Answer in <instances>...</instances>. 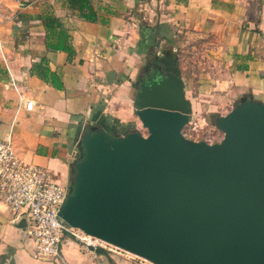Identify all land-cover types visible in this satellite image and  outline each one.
I'll use <instances>...</instances> for the list:
<instances>
[{
	"label": "crops",
	"instance_id": "crops-1",
	"mask_svg": "<svg viewBox=\"0 0 264 264\" xmlns=\"http://www.w3.org/2000/svg\"><path fill=\"white\" fill-rule=\"evenodd\" d=\"M89 1L95 21L68 0H0V138L9 134L16 154L46 168L52 181L71 184L76 140L87 129H140L132 77L145 74L153 55L176 56L192 109L224 115L244 99L264 102V0ZM44 13L70 35L72 56L47 48ZM180 38L207 41L202 71L210 79L183 72V48L195 45ZM43 66L50 78L39 74ZM12 217L0 204V264H136L70 242L51 261L34 258Z\"/></svg>",
	"mask_w": 264,
	"mask_h": 264
},
{
	"label": "water",
	"instance_id": "water-1",
	"mask_svg": "<svg viewBox=\"0 0 264 264\" xmlns=\"http://www.w3.org/2000/svg\"><path fill=\"white\" fill-rule=\"evenodd\" d=\"M147 69L133 98L146 134L85 131L59 216L154 264H264V102L219 115L220 141L190 140L176 56Z\"/></svg>",
	"mask_w": 264,
	"mask_h": 264
},
{
	"label": "built area",
	"instance_id": "built-area-1",
	"mask_svg": "<svg viewBox=\"0 0 264 264\" xmlns=\"http://www.w3.org/2000/svg\"><path fill=\"white\" fill-rule=\"evenodd\" d=\"M20 100L25 110H32V99L21 95ZM68 191L69 186L52 181L46 168L19 157L9 134L0 138V204L11 212L13 222L24 220L22 229L34 258L58 257L63 244L70 242L86 250L92 246L111 257L154 264L66 223L58 212Z\"/></svg>",
	"mask_w": 264,
	"mask_h": 264
},
{
	"label": "rangeland",
	"instance_id": "rangeland-1",
	"mask_svg": "<svg viewBox=\"0 0 264 264\" xmlns=\"http://www.w3.org/2000/svg\"><path fill=\"white\" fill-rule=\"evenodd\" d=\"M180 39H181L180 41H182L183 43H186V41L190 42V43L186 44L187 46H188V44H191V43L195 45L194 48H192L191 46H189L188 49L183 48L185 50L182 54L183 58H182V62H181V67L184 68V69H182L183 72L186 74V73H188V72L190 73L192 71L193 73L197 74L200 77L199 79H202V80L204 78L207 79L208 77H204L205 74L202 71V67H203L202 61L205 59L207 53L209 52V49L206 47L207 43L206 44L203 43L206 40L204 39V40L199 42V41H196V39H188V40L184 39V38H180ZM201 43H203V44H201ZM178 48H180V47H178ZM145 62H147V61H145ZM205 63H206V65L204 67L209 68L208 70H209V72H211L212 71L210 69L211 61H205ZM209 72H208V74H209ZM139 76L141 78H144L143 72H141ZM132 78H133L132 79V87H135L134 82L137 80L138 77H132ZM208 79H210V77ZM135 89H136V87H135ZM202 95L205 96V94H202ZM221 111L225 112V111H229V110L223 109ZM134 114H135V112H134ZM135 116H136V119L138 120V122H140L136 114H135ZM218 116H219L218 112L212 113V112H209V110H207V109H203V108L192 109V112H191V115L189 118L190 120L183 128V135L190 140H196V141L205 140V141H209L212 143L220 141L221 138L223 137V132L217 127V125L215 123V119ZM133 130H135V128ZM133 130H131V131H133ZM138 131L141 134H146V132H147L146 129L143 128L142 125H141L140 129H138ZM80 138L78 140H76L77 152L79 151ZM71 171L73 172L72 166H71ZM5 209L8 210L7 208H5ZM29 254L33 257L32 252L30 250H29ZM53 259H55V257L47 258V259H45V261H51ZM38 262H40V261H38ZM132 262H134L136 264H141L138 260H132Z\"/></svg>",
	"mask_w": 264,
	"mask_h": 264
},
{
	"label": "trees",
	"instance_id": "trees-1",
	"mask_svg": "<svg viewBox=\"0 0 264 264\" xmlns=\"http://www.w3.org/2000/svg\"><path fill=\"white\" fill-rule=\"evenodd\" d=\"M70 7L76 8L79 12V15L85 20L95 21L96 20V12L92 7L89 0H68ZM42 24L46 31V46L48 49L53 51H64L68 54V56H72L74 54L73 46L70 44V35L68 32L61 27L59 19L53 15L52 13H44L41 18ZM153 55L150 58V63L154 61ZM48 70L47 68L40 67L39 74L44 78H50L47 76ZM51 80L55 86L59 87L60 84L56 81L55 74H51ZM110 133L117 135V133L104 128ZM133 130V128L126 130L125 132H129ZM101 252V251H99Z\"/></svg>",
	"mask_w": 264,
	"mask_h": 264
},
{
	"label": "flooded vegetation",
	"instance_id": "flooded-vegetation-1",
	"mask_svg": "<svg viewBox=\"0 0 264 264\" xmlns=\"http://www.w3.org/2000/svg\"><path fill=\"white\" fill-rule=\"evenodd\" d=\"M135 82H136V81H135ZM135 82H134V83H135Z\"/></svg>",
	"mask_w": 264,
	"mask_h": 264
}]
</instances>
